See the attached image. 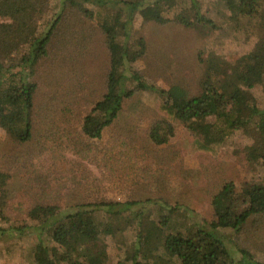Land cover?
I'll use <instances>...</instances> for the list:
<instances>
[{
    "label": "trees",
    "instance_id": "1",
    "mask_svg": "<svg viewBox=\"0 0 264 264\" xmlns=\"http://www.w3.org/2000/svg\"><path fill=\"white\" fill-rule=\"evenodd\" d=\"M219 3L225 10L217 8ZM87 18L96 20L105 34L109 71L106 91L81 120L84 135L101 138L120 119L125 101L148 91L154 93L159 113L148 132L154 145L167 144L179 122L200 150H211L243 131L253 133L255 140L241 150L244 158L264 165V106L254 94L255 89L264 91V0H214L207 13L201 0H0V127L13 143L33 136L36 69L42 61L58 58L72 35L89 37L78 28ZM138 20L216 36L233 33L240 49L235 55L215 53L203 60L197 94L180 83L161 88L134 68L146 54L144 39L134 30ZM250 38L253 44L246 48ZM152 160L161 159L147 156L144 161ZM9 177L0 172V240L33 235L30 264H108L106 237L129 241L116 264H264L241 240L246 227L264 233V178L241 189L226 182L212 194L210 220L196 219L187 205H171L158 195L78 202L72 208L44 199L28 209L34 224L11 225L5 214ZM165 177L158 176L157 182ZM48 187L45 183L42 190ZM130 230L132 237L124 234Z\"/></svg>",
    "mask_w": 264,
    "mask_h": 264
},
{
    "label": "rangeland",
    "instance_id": "2",
    "mask_svg": "<svg viewBox=\"0 0 264 264\" xmlns=\"http://www.w3.org/2000/svg\"><path fill=\"white\" fill-rule=\"evenodd\" d=\"M213 1L201 0L203 13L213 10ZM217 8L225 10L223 3ZM78 28L90 36L72 35L74 39L58 53V58L42 61L33 75L39 86L32 139L15 144L0 127V172L11 175L5 212L9 224H34L27 216L28 209L49 198L72 208L78 202L158 195L171 205H187L196 219L210 220L212 194L226 182L233 181L241 189L246 182L264 178L263 163L249 162L241 152L254 143L253 133L238 131L224 144L200 150L193 145L194 135L179 122L167 144L154 145L148 132L159 113L155 95L148 91L126 100L120 119L105 128L101 138L84 135L81 120L106 91L109 56L105 34L96 20L84 19ZM134 30L143 37L146 47V54L134 68L161 88L180 83L192 94L201 90L203 60L215 53L235 55L240 49L239 38L233 33L216 36L174 23L160 25L141 20L134 24ZM252 44L250 38L244 46ZM129 87L134 85L130 83ZM254 94L264 106V91L255 89ZM156 155L160 161H144L147 156ZM163 174L165 179L157 182ZM43 183L49 185L46 191L42 190ZM0 226H4L1 217ZM124 234L132 237L135 233L130 230ZM34 239L33 235H25L0 240V264H30ZM104 240L108 264L122 260L129 241L108 237ZM241 240L264 259V233L246 227ZM152 249H156L154 245Z\"/></svg>",
    "mask_w": 264,
    "mask_h": 264
}]
</instances>
